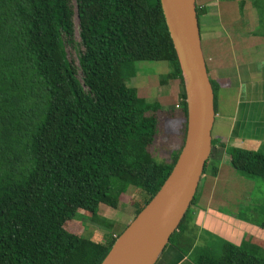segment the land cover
Masks as SVG:
<instances>
[{
  "label": "trees",
  "instance_id": "obj_1",
  "mask_svg": "<svg viewBox=\"0 0 264 264\" xmlns=\"http://www.w3.org/2000/svg\"><path fill=\"white\" fill-rule=\"evenodd\" d=\"M75 17L78 64L66 49L76 46ZM142 62L169 64L161 85L179 83L182 144L170 163L152 153L164 106L128 85L135 69L124 72ZM186 131L185 85L160 0H0V264H102L122 232L104 221V242L86 238L80 212L116 210L133 188L135 219L170 176ZM230 154L235 171L264 181V154ZM196 196L168 246L194 264H264L227 241L219 258L209 253L192 224ZM249 222L264 230V207Z\"/></svg>",
  "mask_w": 264,
  "mask_h": 264
},
{
  "label": "crops",
  "instance_id": "obj_2",
  "mask_svg": "<svg viewBox=\"0 0 264 264\" xmlns=\"http://www.w3.org/2000/svg\"><path fill=\"white\" fill-rule=\"evenodd\" d=\"M196 4L201 10L199 24L208 74L216 89V118L207 171L191 208L192 224L199 235L206 232L241 246L246 233L264 238V230L241 221L240 213L227 209L233 201L254 192L253 180L233 169L230 151L264 153V34L259 32L254 0H196ZM166 87L155 100L163 106L175 102L179 110V83ZM190 257L168 246L157 264H194Z\"/></svg>",
  "mask_w": 264,
  "mask_h": 264
},
{
  "label": "water",
  "instance_id": "obj_3",
  "mask_svg": "<svg viewBox=\"0 0 264 264\" xmlns=\"http://www.w3.org/2000/svg\"><path fill=\"white\" fill-rule=\"evenodd\" d=\"M160 2L185 85V143L160 191L122 232L102 264H157L196 196L212 151L215 93L202 48L196 0Z\"/></svg>",
  "mask_w": 264,
  "mask_h": 264
},
{
  "label": "rangeland",
  "instance_id": "obj_4",
  "mask_svg": "<svg viewBox=\"0 0 264 264\" xmlns=\"http://www.w3.org/2000/svg\"><path fill=\"white\" fill-rule=\"evenodd\" d=\"M254 6L261 23L259 32L264 34V0H254ZM75 27L76 46H67L66 49L69 60L78 64L79 56L83 49L79 45L80 29L77 17H75ZM134 69L135 77L128 81V85L135 88L138 91V94L148 102H157L155 99L158 98V93L162 92V89H168V87H162L160 84L162 77L170 71L169 64L164 62H142L137 63L132 68L126 67L124 72L127 74L129 70ZM174 103L171 102V105H164L161 113V116L164 118V124L162 123L163 125H161L159 136L152 149L155 160L159 163H170L181 145V136L179 135L181 125L179 127L176 126L178 123L176 119L179 118L176 116V114L178 115L177 104ZM173 112H176V114ZM169 118L171 120H169ZM253 182L254 192L252 194H248L246 199L233 201V205L227 207L229 211L240 213L242 215L241 221L248 222L249 224H252L249 220H259L261 218L264 207V181L255 178ZM136 201H140L139 191L130 188L129 192L122 196L120 206L116 210L106 205H101L98 209L96 219L89 213L80 212L79 220L81 222L77 223L81 228L80 232H82V236L104 242V233H107L105 227L102 226L104 221L114 224L113 233L119 234L120 232H123L129 221H132L135 217L136 209L133 204ZM95 220L97 222H95ZM201 235L203 239L208 241L206 248L209 249L208 252L216 258H219L222 255V245L224 240L206 232H202ZM244 237V248L250 252L264 256V238L252 233H246ZM200 244L203 245L205 243L203 242Z\"/></svg>",
  "mask_w": 264,
  "mask_h": 264
}]
</instances>
